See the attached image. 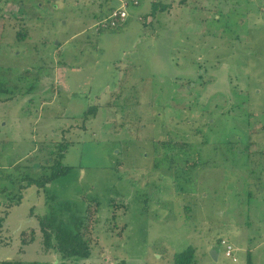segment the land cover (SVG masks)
Listing matches in <instances>:
<instances>
[{"label":"rangeland","instance_id":"obj_1","mask_svg":"<svg viewBox=\"0 0 264 264\" xmlns=\"http://www.w3.org/2000/svg\"><path fill=\"white\" fill-rule=\"evenodd\" d=\"M113 3L0 0V167L24 184L25 165L40 174L38 147L61 139L70 167L22 191L0 260L59 264L36 218L48 193L68 205L61 218L88 226L91 253L76 264H176L188 247L192 264H264V0H139L98 31ZM166 136L194 146L198 167H155ZM218 238L231 256L221 243L210 256Z\"/></svg>","mask_w":264,"mask_h":264},{"label":"trees","instance_id":"obj_2","mask_svg":"<svg viewBox=\"0 0 264 264\" xmlns=\"http://www.w3.org/2000/svg\"><path fill=\"white\" fill-rule=\"evenodd\" d=\"M104 1V0H103ZM112 0H107V3H109ZM107 10L104 13H101L97 18L96 21L103 19L108 15V13L112 9V5L108 4L106 6ZM24 6H22L19 11L23 12ZM163 10V9H162ZM123 24H121L119 27H121ZM119 27H111L108 26L106 28H97V30H112V29H118ZM17 40L23 39V37L26 34V28L25 26H22L20 30H17ZM23 74L20 77H25L29 75H35L34 70L32 69H26L22 72ZM39 76V75H38ZM34 77L35 80H37L39 77ZM32 86L28 87L29 89H32ZM0 90L8 91L7 88L4 86L2 82H0ZM11 97V96H10ZM8 97V98H10ZM97 106H92L88 108V110L84 114L83 120H85L88 116H93L97 112ZM249 135V141L245 143V146L241 150V153H247L249 143H251V133ZM176 139L171 138L170 136H166V138H162L157 140V147L155 148L156 155L158 156L157 159H155L154 166H163L165 164H169L167 167L169 170L172 168V164L176 165V169L178 168V162H181V168L183 167H189L194 168L195 166L198 167L200 164V154L197 149L192 146L193 150H190V147L188 149H185L189 146L188 143L182 142L178 143L175 141ZM48 144V143H47ZM40 145L38 147V150H41L44 152L42 154L44 156L43 163L39 165V172L40 174L38 176H31L27 173V170L29 166L25 165V173L22 177V181L25 182L24 184H15L12 181V178L8 177L9 175H5L4 169L5 167H0V177L4 174L7 176L8 182L6 181H0V205H4V210L0 211V232L1 228L3 227V223L6 220V217L8 216L10 212V208L14 204H18L21 202V199L23 197L22 191L31 186L34 185L37 190L39 191L40 188L46 187L47 183H51L53 179L60 176V174H63L67 172L70 167L66 165H62L61 159L64 156L65 151L67 150L68 142L61 139L60 141ZM191 153L190 156L188 154ZM186 157H185V156ZM188 156V157H187ZM193 158V159H192ZM11 168V167H10ZM16 169V168H14ZM37 169V168H36ZM27 170V171H26ZM4 172V173H3ZM170 174V173H169ZM175 171L171 172V175H174ZM162 176V174H161ZM11 179V180H10ZM16 187L15 193H13V188ZM47 200L50 202L49 206L50 209L48 213L45 214H37L36 218L38 220V227L40 229V232L42 233V245L45 249L52 251L56 253L59 256L60 262L59 264H76L75 261L77 259H86L90 256V238L88 237V226L84 223V221L80 222L79 224H75L72 220L73 217L71 216L70 219L65 220L64 218H61L60 211H64L65 208L67 209L68 205L65 203H56L55 202V196L54 195H46ZM47 201V203H48ZM56 205V206H55ZM189 207V205H188ZM70 221V222H69ZM75 221V220H74ZM30 243L34 241V231L30 234V238L28 239ZM222 241L220 238H218V242L216 243L214 249L216 252L220 248V243ZM26 241H23V244H25ZM222 246V245H221ZM175 262L176 264H192L194 262V248L188 247L184 251L177 253L175 255ZM0 264H22V261L20 260H12V259H4L0 260ZM27 264H42L37 261L28 262ZM251 264V261L248 258V263Z\"/></svg>","mask_w":264,"mask_h":264},{"label":"built area","instance_id":"obj_3","mask_svg":"<svg viewBox=\"0 0 264 264\" xmlns=\"http://www.w3.org/2000/svg\"><path fill=\"white\" fill-rule=\"evenodd\" d=\"M114 3L112 5L111 11L106 17L100 19L94 23V26L97 28H106L119 27L121 24H124L128 15L129 8L136 7L139 5V0H112ZM221 245L224 246L225 256L232 255V247L227 244L226 241H222Z\"/></svg>","mask_w":264,"mask_h":264},{"label":"water","instance_id":"obj_4","mask_svg":"<svg viewBox=\"0 0 264 264\" xmlns=\"http://www.w3.org/2000/svg\"><path fill=\"white\" fill-rule=\"evenodd\" d=\"M210 256H211L212 258H216V256H217V252H216L215 249H211V250H210Z\"/></svg>","mask_w":264,"mask_h":264},{"label":"crops","instance_id":"obj_5","mask_svg":"<svg viewBox=\"0 0 264 264\" xmlns=\"http://www.w3.org/2000/svg\"><path fill=\"white\" fill-rule=\"evenodd\" d=\"M128 18V17H127ZM140 18V17H139Z\"/></svg>","mask_w":264,"mask_h":264},{"label":"flooded vegetation","instance_id":"obj_6","mask_svg":"<svg viewBox=\"0 0 264 264\" xmlns=\"http://www.w3.org/2000/svg\"><path fill=\"white\" fill-rule=\"evenodd\" d=\"M214 249V248H213Z\"/></svg>","mask_w":264,"mask_h":264}]
</instances>
